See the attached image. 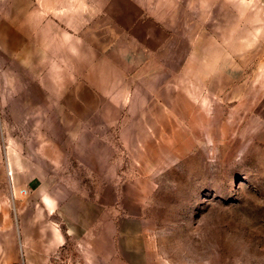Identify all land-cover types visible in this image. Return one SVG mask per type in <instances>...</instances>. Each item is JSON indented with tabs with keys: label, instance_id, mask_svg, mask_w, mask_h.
<instances>
[{
	"label": "rangeland",
	"instance_id": "obj_1",
	"mask_svg": "<svg viewBox=\"0 0 264 264\" xmlns=\"http://www.w3.org/2000/svg\"><path fill=\"white\" fill-rule=\"evenodd\" d=\"M0 264H264V0H0Z\"/></svg>",
	"mask_w": 264,
	"mask_h": 264
},
{
	"label": "crops",
	"instance_id": "obj_2",
	"mask_svg": "<svg viewBox=\"0 0 264 264\" xmlns=\"http://www.w3.org/2000/svg\"><path fill=\"white\" fill-rule=\"evenodd\" d=\"M19 23V22H18ZM15 24H17V23H15ZM38 75H40L41 76V74H38V73H34L31 77H36L34 80H37V79H39V80H42L43 79V76L41 77V78H38L37 76ZM230 81H232V80H230V79H228L227 81H225V80H223V81H221L220 82V85H218L215 81L210 85H208V86H210V88L211 89H214L216 86H220V87H226L227 86V84L230 82ZM238 84H240V85H238L235 89H238V90H240V89H242V88H244L245 87V84L246 83H238ZM185 85L186 84H183L181 87L182 88H179L180 90H185L187 93H188V88L187 87H185ZM232 86H235L234 84H232ZM40 87V86H39ZM41 88L42 89H39V90H36V93H35V96H37V97H35V98H38V97H40V98H43V96H44V92H43V86H41ZM35 89H37V87L35 88ZM33 92V91H32ZM32 94V93H31ZM189 94V93H188ZM46 95V94H45ZM32 96V95H31ZM177 98H180L179 100L182 102V111H181V113H184V114H186L187 112V114H196L197 112H199L200 111V109H197L195 106L196 105H192L189 101H187L186 99H185V97H183V96H178ZM175 99H173V103L171 104V106H172V110H174L175 112H177V111H179L177 108V105H176V102L174 101ZM43 111V110H42ZM58 111V110H57ZM178 113V112H177ZM180 113V112H179ZM192 116V115H191ZM190 116V117H191ZM193 118V117H192ZM193 121H195V119L193 118ZM169 126H170V128H172L173 130H175V128H176V123H175V120H173V121H171V122H169ZM194 126V125H193ZM174 132H176L175 133V135L177 136V131H174ZM29 185H31V182L29 183Z\"/></svg>",
	"mask_w": 264,
	"mask_h": 264
}]
</instances>
